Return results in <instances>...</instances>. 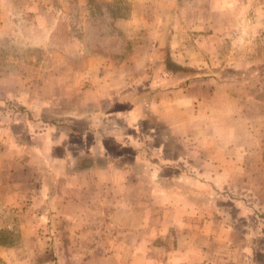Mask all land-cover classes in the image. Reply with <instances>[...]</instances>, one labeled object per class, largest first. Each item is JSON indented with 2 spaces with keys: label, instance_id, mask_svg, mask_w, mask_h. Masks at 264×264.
Here are the masks:
<instances>
[{
  "label": "rangeland",
  "instance_id": "obj_1",
  "mask_svg": "<svg viewBox=\"0 0 264 264\" xmlns=\"http://www.w3.org/2000/svg\"><path fill=\"white\" fill-rule=\"evenodd\" d=\"M44 1L54 3L50 16L66 1L60 15L71 19L76 37L83 35L85 16L128 17L135 9L136 42L148 53L160 43L163 60L184 67L171 73L165 62L158 80L198 98L185 112L194 118L183 131L176 129L182 136L169 144L181 151L184 164L192 161L199 169L194 194L201 199L194 203L205 219L201 224L215 231L212 264H264V0ZM25 4L0 0V66L26 76L38 75L34 70L41 66L45 75L54 48L25 42L34 15ZM118 34L126 43L133 33ZM10 144L13 151L3 156L0 143V264H163V200H136L137 227L130 236L115 223L127 216L114 221L106 210L111 202L96 198L98 188L87 195L74 187L65 199L53 197L61 187L40 182L55 171L27 165ZM172 157L163 162L177 159ZM182 171L191 174V168ZM170 172L178 171L163 176ZM185 178L183 190L190 187ZM127 236L137 248L126 245Z\"/></svg>",
  "mask_w": 264,
  "mask_h": 264
},
{
  "label": "crops",
  "instance_id": "obj_2",
  "mask_svg": "<svg viewBox=\"0 0 264 264\" xmlns=\"http://www.w3.org/2000/svg\"><path fill=\"white\" fill-rule=\"evenodd\" d=\"M25 3L34 12L25 42L54 48L53 62L45 75H40L39 66L34 76L0 66L3 156L13 151L12 141L27 165L55 171L54 178L48 176L40 183L60 186L52 190L58 199H65L74 187L86 194L98 188L96 198L111 202L106 210L114 221L127 216L115 221L127 234L137 227L136 200H163V264H212L215 242L210 238L215 231L201 224L205 219L194 203L201 199L194 194L200 184L199 169L192 161L184 164L181 151L169 144L182 136L176 129L183 131L194 118L185 112L194 108L198 98L184 96L189 90L177 86L163 88L158 80L163 60L159 56V64L151 67L155 48L148 53L145 43L134 38L137 11L133 9L128 17H113L110 12L103 18L85 16L83 35L76 37L71 19L60 15L66 1L57 16H50L51 1ZM94 30L99 34L93 35ZM124 32L133 33L126 43L118 34ZM149 152L157 159H148ZM173 154L177 159L163 162ZM183 167L191 168V174ZM169 169L178 172L164 177ZM185 177L190 181L187 190L182 189ZM99 209L103 213V207ZM205 237L207 242L202 240ZM127 239L128 247L137 248L133 239Z\"/></svg>",
  "mask_w": 264,
  "mask_h": 264
},
{
  "label": "trees",
  "instance_id": "obj_3",
  "mask_svg": "<svg viewBox=\"0 0 264 264\" xmlns=\"http://www.w3.org/2000/svg\"><path fill=\"white\" fill-rule=\"evenodd\" d=\"M161 50H163V47L160 45L157 46V48L155 49L154 51V55L156 56V59L159 61V59L161 58L163 60V53L161 52ZM160 56V58H159ZM171 61V62H170ZM166 62V60H163V68H164V63ZM183 71L184 70V67L177 64L176 62L172 61V60H169L167 59V62H166V66H165V69L164 71H168V72H171L173 73L174 71ZM264 215V214H262Z\"/></svg>",
  "mask_w": 264,
  "mask_h": 264
}]
</instances>
